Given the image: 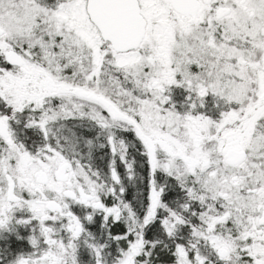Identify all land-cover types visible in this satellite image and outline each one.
Segmentation results:
<instances>
[{"label":"snow or ice","instance_id":"1","mask_svg":"<svg viewBox=\"0 0 264 264\" xmlns=\"http://www.w3.org/2000/svg\"><path fill=\"white\" fill-rule=\"evenodd\" d=\"M0 264H264V0H0Z\"/></svg>","mask_w":264,"mask_h":264}]
</instances>
